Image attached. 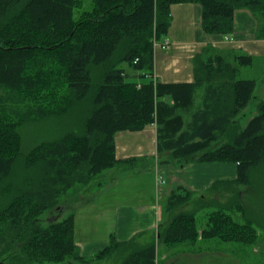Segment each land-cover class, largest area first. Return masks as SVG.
I'll return each instance as SVG.
<instances>
[{"label":"trees","instance_id":"16d2710c","mask_svg":"<svg viewBox=\"0 0 264 264\" xmlns=\"http://www.w3.org/2000/svg\"><path fill=\"white\" fill-rule=\"evenodd\" d=\"M184 3L200 6L209 35L233 34L235 12L248 11L255 37L264 40V0H92L77 17L80 0H0V264H158L157 243L257 240V228L264 230L257 219L240 224L223 208L199 230L197 202L189 212L178 210L190 202L189 190L170 193L167 217L150 242L110 235L92 257L75 243L74 214L59 219L74 209L68 198L103 172L136 168L137 160L115 158L114 137L151 125L157 154L179 167L232 163L236 176L227 182L264 189V99L254 94L255 80L239 77L253 56L207 47L192 59L193 81L152 76L153 48L168 33L171 6ZM123 63L146 81H127ZM256 101V114L241 127L243 111ZM47 118L61 125L60 135L23 143L21 128ZM233 209L246 215L241 203L226 210Z\"/></svg>","mask_w":264,"mask_h":264},{"label":"crops","instance_id":"0c3cea01","mask_svg":"<svg viewBox=\"0 0 264 264\" xmlns=\"http://www.w3.org/2000/svg\"><path fill=\"white\" fill-rule=\"evenodd\" d=\"M200 20L201 8L197 4L184 3L171 6V25L162 40L168 42V46L161 48L157 43L153 48L152 76L155 80L163 83L193 81L192 59L207 47L215 53L239 51L253 57L264 53V40L255 37L257 24L248 11L235 12L234 33L226 36L206 34L201 29ZM114 148L116 159L137 160L139 166H136L135 171H138L136 173L138 176L117 175L103 187L97 200L100 207L96 209L97 221L100 220L96 225L100 224L101 228L89 229L93 235H87L83 229L81 230L80 225L76 223L77 214L74 215V240L80 254L85 257H92L101 251L107 245L110 235L118 241H128L137 237L135 240L143 245L141 232L152 231L154 235L159 224L165 221L167 216L163 204L170 193L175 192L172 191L173 189L189 190L192 194L195 190L204 192L211 189L216 182L231 181L236 176V165L232 163L196 162L184 168L168 160L167 154L158 155L154 125L136 132H118L114 137ZM180 169L186 170V178H188V170H193L195 173L192 174V181L189 182L187 179L182 181L179 177ZM217 171L223 176L232 177L234 173L235 176L213 183V179H208L206 175L209 173L214 175ZM168 181L171 182L169 189L164 187ZM161 245L163 244L157 243L159 264H165L166 261V264H220V262L240 264L242 262V258L236 255L233 263L230 260L232 258L230 252L223 253L216 250L212 244L202 241L195 245L178 247L176 255L180 253L181 257L178 255L170 258L168 262L170 250L166 247L162 248ZM214 254L217 257L214 258L212 256ZM225 257L229 260L227 261Z\"/></svg>","mask_w":264,"mask_h":264},{"label":"rangeland","instance_id":"374dc122","mask_svg":"<svg viewBox=\"0 0 264 264\" xmlns=\"http://www.w3.org/2000/svg\"><path fill=\"white\" fill-rule=\"evenodd\" d=\"M81 6L80 8L75 10V17L78 16V14L82 13L83 11H87L91 8L92 0H80ZM225 52V51H224ZM226 53V52H225ZM263 54V55H262ZM259 56L253 57V63L251 66L248 67H240L239 69V77L242 79H253L256 81V88H255V96L258 97L259 101L264 99V53H262ZM126 73V80L129 82L134 83H141L146 81L144 77L140 75L138 71H134L130 69L125 63L121 65ZM0 94H5L3 90L0 91ZM199 99L196 98V103H198ZM258 101L254 103H250L248 107L245 108L243 111L239 121L241 127H245L247 122L250 120L252 116H254L257 112V105ZM185 120H188L187 117H185ZM63 131L61 125H57V121L54 118H47L46 120L41 119L37 122H28L26 125L21 128L20 136L23 139V143H25L27 146L28 144L31 146L34 144V142H39L40 140L44 139H50L56 136H59L60 133ZM196 162H189L185 166L192 165ZM135 166H139V163H136ZM184 166V168H185ZM136 169V168H135ZM135 169L126 170L124 167L117 166L115 168L109 169L105 172H103L99 177L96 178V180L92 183V186L89 187V189H81L78 191L77 194L70 196L68 198L67 204L68 206L74 205L73 211L71 209L65 210L60 215V220L66 218L70 213H73L74 215L77 214L76 223L77 225H80L81 230L85 231L87 235H93L89 232V229L95 230V228H101L100 224L96 223L97 221V214L98 212L96 209H99L100 205L97 202L99 198V193L101 190H103V187L107 186L109 184V181L117 175L122 176H132L136 177L138 174H136L138 171H135ZM181 180L187 179L189 182L192 181V174L195 172L193 170H188V174L186 178V170H179ZM235 176V173L233 174ZM206 176H208V179H213V181L217 180H225V179H231L234 178V176H223L221 172H216L214 175L213 173H209ZM185 177V178H184ZM123 181V180H122ZM214 183V182H213ZM224 182H218L215 185V188L209 189L207 191H196L193 193L191 200L189 203H186L185 205L178 208V210L189 212L193 210L194 206L193 204L197 202L198 205H200V209L196 210V216L198 220V229L201 230L206 226L208 217L214 213L216 210L223 208L225 209L226 213L230 214L233 220L237 223L243 224L246 222L247 218L251 219H257L259 225L264 226V189L261 186L257 185L254 186V188H248L246 185H235L227 182V185L223 184ZM171 185V182H167L165 188L169 189ZM176 185V184H175ZM179 185V184H178ZM182 186V185H180ZM226 186V187H225ZM225 187V188H224ZM227 189L231 190V193ZM172 191H175L176 193H184V191L180 188L173 189ZM262 192V195H255ZM202 201V203H201ZM204 202V203H203ZM202 205H201V204ZM233 203H241L246 211V215H243L235 209L233 211L226 210L229 205ZM161 215V208L159 207V217ZM48 217V214H43L42 218ZM106 223V221H105ZM257 223V224H258ZM108 224V223H107ZM255 227H258L256 224H254ZM85 229V230H84ZM257 240L253 244H241L239 242H233V241H221L217 238H209V239H203L200 236H198L197 241L192 244L195 245L198 242L212 244L216 250H220L221 252H230L232 255V258L230 260L235 262L234 259L237 255L242 258V262L240 264H264V230L261 228H257ZM156 233V232H155ZM141 242L143 244H146L152 240L154 237L153 232L150 231H144L141 232ZM83 235V234H82ZM137 238V237H135ZM139 239V238H138ZM214 242V243H213ZM184 244H182L183 246ZM181 245H175L172 247H166L168 248L169 255L167 257L168 262H170V258H175L178 255H176V249L180 247ZM191 246V245H190ZM197 246V245H196ZM162 248H165V245H161ZM172 248V249H171ZM165 250V249H164ZM179 252V251H178ZM160 255H157V246H156V257L159 258ZM214 258L217 257L216 254L212 255ZM181 257V255L179 256ZM225 259L228 261L229 259L225 257ZM167 261L165 262V264ZM89 264H118L114 260H105L102 259L97 262L89 263ZM159 264V262H158ZM162 264V263H160ZM164 264V263H163ZM169 264V263H168ZM180 264V263H176ZM220 264H227V262H220Z\"/></svg>","mask_w":264,"mask_h":264},{"label":"built area","instance_id":"2783aa9c","mask_svg":"<svg viewBox=\"0 0 264 264\" xmlns=\"http://www.w3.org/2000/svg\"><path fill=\"white\" fill-rule=\"evenodd\" d=\"M166 46H168V42H163L162 44H159V47L161 48H165Z\"/></svg>","mask_w":264,"mask_h":264}]
</instances>
